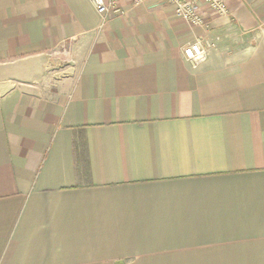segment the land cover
Segmentation results:
<instances>
[{
  "label": "crops",
  "instance_id": "1",
  "mask_svg": "<svg viewBox=\"0 0 264 264\" xmlns=\"http://www.w3.org/2000/svg\"><path fill=\"white\" fill-rule=\"evenodd\" d=\"M225 1L0 0V264H264V0Z\"/></svg>",
  "mask_w": 264,
  "mask_h": 264
},
{
  "label": "built area",
  "instance_id": "2",
  "mask_svg": "<svg viewBox=\"0 0 264 264\" xmlns=\"http://www.w3.org/2000/svg\"><path fill=\"white\" fill-rule=\"evenodd\" d=\"M123 0H87L103 21L119 17L123 14L121 3ZM133 6L144 5L148 0H129ZM161 3L173 6L178 19L194 27L205 24L201 14L200 4L209 6L221 16L228 14V4L225 0H159ZM214 44L203 47L200 42L188 45L183 49L184 58L197 67L206 60L209 48Z\"/></svg>",
  "mask_w": 264,
  "mask_h": 264
}]
</instances>
